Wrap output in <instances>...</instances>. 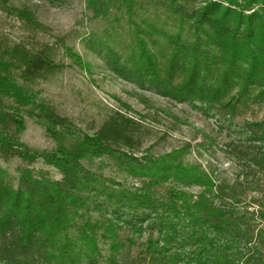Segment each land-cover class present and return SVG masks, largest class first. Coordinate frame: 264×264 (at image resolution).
Returning <instances> with one entry per match:
<instances>
[{
    "label": "trees",
    "instance_id": "obj_1",
    "mask_svg": "<svg viewBox=\"0 0 264 264\" xmlns=\"http://www.w3.org/2000/svg\"><path fill=\"white\" fill-rule=\"evenodd\" d=\"M15 9L41 27L31 9ZM97 18L106 28L91 43L117 74L180 104L199 103L232 119L254 117L247 142L234 143L233 155L249 168L247 181L264 182V117L258 119L264 112V0H102ZM65 52L91 70L73 48ZM65 67L22 47L0 55V96L17 112L44 120L49 134L75 140L54 154L33 151L21 139L19 113L0 107L1 157L17 156L29 165L43 159L63 176L52 180L20 168L15 187L0 167V264H99L100 239L109 248L106 264H121L135 243L122 236L125 229L133 236L146 229L157 235L132 264H264V229H257L254 204L242 200L239 178L217 181L200 164L185 161L186 148L136 156L139 124L118 111L96 133L80 134L12 75L16 68L25 79L46 80ZM103 157L141 186L119 187L89 166ZM164 184L169 187L162 194ZM193 187L200 192L183 190Z\"/></svg>",
    "mask_w": 264,
    "mask_h": 264
},
{
    "label": "rangeland",
    "instance_id": "obj_2",
    "mask_svg": "<svg viewBox=\"0 0 264 264\" xmlns=\"http://www.w3.org/2000/svg\"><path fill=\"white\" fill-rule=\"evenodd\" d=\"M101 1L12 0L13 5H0V55L6 56V52L13 48L22 47L31 55L49 54L56 63L66 66L46 80L25 79L16 68L12 70V75L36 93L40 100L46 101L60 115L68 118L80 134L96 133L109 115L118 111L139 124L136 132L138 141L133 150L136 156H162L186 148L185 161L200 164L217 181L232 183L239 178L242 200L246 204H254L255 209L252 207L251 211L256 217L257 229L263 230L264 182L256 186L252 178L247 181L245 173L249 168L233 155L236 152L234 143L247 142L250 136L247 123L252 122L254 117L232 119L216 110L201 107L199 103L180 104L160 96L149 84L142 87L117 74L114 65L100 53L99 46L91 43L93 34L99 36L106 28L105 23L97 18ZM23 7L35 13L41 27L37 28L19 16L15 8ZM66 47L73 48L91 65V70L75 65L66 55ZM0 107L7 112L19 113L25 123L21 139L33 151L54 154L59 146L70 147L75 142L68 137L49 134L44 120L30 117L24 109L17 112L14 110L16 104L10 99L0 96ZM263 117L264 112H261L258 119L262 120ZM89 166L119 187L135 191L141 186L138 179L121 171L108 157L97 158ZM0 167L8 171L9 182L15 187L18 185L20 168H30L36 176L52 180L63 177L58 169L47 165L43 159L29 165L20 157L6 161L0 155ZM168 187L169 184H164L159 190L164 194ZM183 190L194 195L200 192L198 187ZM102 214L106 215L105 211ZM122 236L135 240L121 257V264H132L150 236L156 238L157 235L146 229L142 236H133L129 229H125ZM99 246L102 251L99 264H106L108 244L100 239ZM145 263L149 264V261Z\"/></svg>",
    "mask_w": 264,
    "mask_h": 264
}]
</instances>
